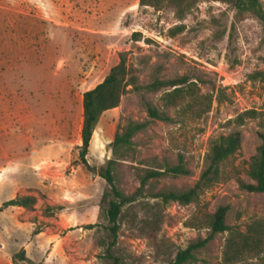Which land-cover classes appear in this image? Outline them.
Here are the masks:
<instances>
[{
  "label": "rangeland",
  "instance_id": "obj_1",
  "mask_svg": "<svg viewBox=\"0 0 264 264\" xmlns=\"http://www.w3.org/2000/svg\"><path fill=\"white\" fill-rule=\"evenodd\" d=\"M121 54L136 85L101 118L89 169L79 156L83 95L107 77ZM259 70L262 24L221 2L202 0L180 12L170 5L143 7L140 0H0V264H13L21 250L29 264H113L106 212L114 198L101 177L110 160L117 161L115 185L127 195L140 189V176L176 165L179 156L191 171L151 180L123 207L112 249L119 264L172 263L207 236L192 224L222 206L229 207L226 223L236 231L264 220V194L240 188V181L254 183L247 172L264 134V89L249 81ZM183 77L208 111L191 107L193 96L167 108L162 98L170 90L148 89ZM149 107L171 121H152ZM252 109L261 112L258 118L230 123ZM146 121L151 124L134 137L131 157L117 160L111 143L118 128ZM236 131L241 151L197 203L156 197L193 187L208 168L212 141ZM20 196H34V210L4 206ZM228 236L218 234L188 264H226ZM233 264H264V254Z\"/></svg>",
  "mask_w": 264,
  "mask_h": 264
},
{
  "label": "trees",
  "instance_id": "obj_2",
  "mask_svg": "<svg viewBox=\"0 0 264 264\" xmlns=\"http://www.w3.org/2000/svg\"><path fill=\"white\" fill-rule=\"evenodd\" d=\"M202 0H140V5L143 7H152L161 9L166 5H170L184 12L193 8ZM213 2H221L232 6L239 16L249 15L256 18L263 27L264 31V0H210ZM177 33V32H176ZM174 33L173 35H176ZM138 39L140 34H135ZM131 69L127 63V55L121 54L119 63L114 66L107 77L96 87L87 91L83 95V124L81 129L82 145L80 147V159L82 164L91 168L87 155L91 146V142L96 131V128L103 115L120 106L123 96L129 91L128 88L136 85V80L131 76ZM249 81L252 83H260L264 89V70L254 72L249 76ZM168 88L170 91L163 95V105L167 108L178 107L183 104L188 96H193L191 107L201 110L205 107V112L210 109V105L205 100L195 99L194 90L190 87L189 80L185 77L171 81H156L148 89L151 91H161ZM261 112L257 110H247L240 113L230 123L236 126H243L247 120L256 119ZM149 117L152 121L170 122L171 118L159 112L155 107L148 108ZM151 122H130L126 127H119L111 148L113 155L118 157L117 160H127L131 157L133 151L134 137L146 130ZM262 144L257 149L255 156L251 158L248 176L254 183H245L240 181V188L249 193L264 194V134H261ZM242 148V136L239 131L229 135H223L212 141L210 151L207 157L208 168L202 174L198 182L191 188L186 190H173L169 192H161L156 197L161 198L164 203H178L182 206H188L197 203L201 193L210 188L214 182L220 179L222 166L231 158L237 156ZM117 161L110 160L108 167L101 173V177L110 187L111 195L114 200L109 202V208L106 212L110 231L113 236V241L110 244L107 252L108 257L114 260L113 264H119V259L116 258L112 249L117 244L119 224L118 220L122 213L123 207L135 202L142 195L145 186L154 179H159L163 176L170 175L172 177H188L191 176V171L187 168L183 156L178 157L176 165L167 164L160 171L148 170L144 176H140L141 187L131 195L125 194L115 185L114 169ZM108 196L104 193L103 199ZM36 198L34 196L16 197L4 204L5 207H19L25 210H34ZM49 208L48 211H50ZM228 206L220 207L215 213H204L201 218L196 220L192 227L198 229H206L207 236L199 238L196 242L190 244L185 250L178 252L175 260L170 264H188L196 260V255L199 251L205 249L211 242L215 240L218 234L228 233L224 248V262L233 264L244 261L250 257H259L264 254V220H258L247 226L245 232L234 230L226 223ZM95 225H89L88 229H93ZM26 251L21 250L19 253L12 256L13 264H29Z\"/></svg>",
  "mask_w": 264,
  "mask_h": 264
},
{
  "label": "water",
  "instance_id": "obj_3",
  "mask_svg": "<svg viewBox=\"0 0 264 264\" xmlns=\"http://www.w3.org/2000/svg\"><path fill=\"white\" fill-rule=\"evenodd\" d=\"M97 175V172H94V176H96Z\"/></svg>",
  "mask_w": 264,
  "mask_h": 264
},
{
  "label": "crops",
  "instance_id": "obj_4",
  "mask_svg": "<svg viewBox=\"0 0 264 264\" xmlns=\"http://www.w3.org/2000/svg\"><path fill=\"white\" fill-rule=\"evenodd\" d=\"M96 132V131H95ZM94 135H95V133H94ZM94 137V136H93ZM93 140V139H92Z\"/></svg>",
  "mask_w": 264,
  "mask_h": 264
}]
</instances>
